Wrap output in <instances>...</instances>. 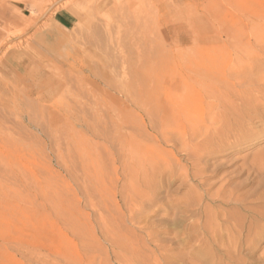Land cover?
<instances>
[{"label":"rangeland","instance_id":"374dc122","mask_svg":"<svg viewBox=\"0 0 264 264\" xmlns=\"http://www.w3.org/2000/svg\"><path fill=\"white\" fill-rule=\"evenodd\" d=\"M261 52L264 0H0V264H264V109L229 84Z\"/></svg>","mask_w":264,"mask_h":264},{"label":"bare ground","instance_id":"6f19581e","mask_svg":"<svg viewBox=\"0 0 264 264\" xmlns=\"http://www.w3.org/2000/svg\"><path fill=\"white\" fill-rule=\"evenodd\" d=\"M262 28V27H261ZM258 35V34H257ZM263 36V35H262ZM233 38H235L234 36H233ZM237 39V38H236ZM260 42V41H259ZM243 43V42H242ZM246 47H244V49H245ZM261 49H259V51H260ZM232 51V50H231ZM235 53V52H234ZM247 55V54H246ZM246 55H245V57H246ZM241 56H242V54H241ZM240 56V57H241ZM249 57V58H248ZM247 57V60H248V62H241V63H238L237 65H235L234 67H231V69H230V72H229V74H230V76L232 77V80H233V83H229V84H231V86L233 85V87L232 88H234L235 87V85H239V88H234L233 90H234V92H235V94L237 95V96H239L241 99H243V100H245V102H247V104H252V106H251V111H247L246 113H244L245 114V118H246V116H250L252 113H255L256 112V108H257V105L260 103L261 105H262V108L264 109V92H262L263 93V95L262 96H260V97H262V100H260V99H256V98H254L253 96H254V92L256 93V91L258 92V93H261V91L260 90H262V88H264V52H261V54H255V55H249ZM235 58H236V56H235ZM237 61V60H236ZM235 61V62H236ZM235 64V63H234ZM257 64H260L259 66H257ZM231 65H232V63H231ZM256 67V69L258 70V72H256L258 75L256 76V79H255V84H257V86L256 87H254V86H252L251 84H252V81H249V77H248V73H250L249 71L251 70L252 71V68L253 67ZM240 74H243L244 75V79H242V77H239L240 76ZM242 76V75H241ZM245 84V85H244ZM254 84V85H255ZM251 85V86H250ZM261 86L262 88H260L259 86ZM241 86V87H240ZM231 88V87H230ZM230 100V99H229ZM231 101V100H230ZM238 102V101H237ZM231 104V103H230ZM237 104V103H236ZM239 104V103H238ZM243 105V104H242ZM244 105H246V104H244ZM238 107H239V105H238ZM244 107V106H243ZM261 108V107H260ZM239 109V108H238ZM245 110V109H244ZM233 112V111H232ZM260 112V111H259ZM264 113V112H263ZM262 113V114H263ZM243 114V113H242ZM235 116V115H234ZM241 116H243V115H241ZM263 116V115H262ZM235 118V117H234ZM234 118H232V120L234 119ZM243 118V117H242ZM245 118H243V119H245ZM251 119V118H250ZM236 120V119H235ZM234 120V121H235ZM257 120H258V118H257ZM257 120H256V122H257ZM238 121H239V118H238ZM241 121V120H240ZM245 121V120H244ZM248 121V120H247ZM261 121H263L262 119H261ZM260 121V122H261ZM230 122V121H229ZM232 122V121H231ZM230 122V123H231ZM242 122H243V120H242ZM241 122V123H242ZM247 123H249V122H247ZM235 125L237 124L236 122L234 123ZM234 124H232V125H234ZM249 124H251V123H249ZM239 126H237V128H238ZM235 129V128H234ZM236 130V129H235ZM229 131H230V128H229ZM239 131V130H238ZM231 133V132H230ZM230 136V135H229ZM207 150V149H206ZM213 150V149H212ZM211 150V151H212ZM214 151V150H213ZM206 152V151H205ZM204 152V153H205ZM207 153H209L208 152V150H207ZM213 153V152H212ZM214 154V153H213ZM204 155H206V154H204ZM207 156H210V154L208 155L207 154ZM3 159V158H2ZM200 159V158H199ZM14 173V172H13ZM158 176V175H157ZM163 176V175H162ZM173 177V176H172ZM157 178V177H156ZM162 180V179H161ZM159 185H160V183H159ZM192 196V195H191ZM196 196H197V194H196ZM257 196V195H256ZM203 197V196H202ZM264 197V196H263ZM261 198V197H260ZM177 199V198H176ZM190 199L192 200V198L190 197ZM236 199V198H235ZM240 199V198H239ZM173 200V199H172ZM174 201V200H173ZM177 201V200H176ZM190 202V201H189ZM193 202V201H192ZM178 203H179V201H178ZM224 203V202H223ZM246 203V202H245ZM240 205V204H239ZM251 206V205H250ZM241 207H242V205H241ZM244 207H246V206H244ZM201 209V208H200ZM243 209H245V208H243ZM255 210H257V209H255ZM248 211V210H247ZM253 212H254V210H253ZM261 213H263L262 211H260ZM214 213V212H213ZM221 213H223V212H221ZM257 214L256 216L257 217H261V218H263L264 217V215H262V214ZM203 214V213H202ZM264 214V213H263ZM216 215H218V214H216ZM206 216H208V215H206ZM224 216V215H223ZM226 216V215H225ZM228 219H230L228 216H226ZM180 218V217H179ZM178 218V219H179ZM203 218V217H202ZM207 218V217H206ZM216 218V217H215ZM224 218V217H223ZM236 218V217H235ZM242 218H244V217H237L236 219H234V225L232 224V223H230V225L232 224L233 226L231 227V228H234L233 229V232H234V230H235V228L236 229H238V227L241 225L240 223H241V221H242ZM246 218V217H245ZM250 218V217H249ZM248 218V219H249ZM197 219V218H196ZM208 219V218H207ZM210 219H214V218H210ZM221 219V218H220ZM232 219H233V217H232ZM247 219V218H246ZM260 219V218H259ZM194 220V219H193ZM207 221V220H206ZM224 221V220H223ZM230 221H232L233 222V220H230ZM248 221V220H247ZM187 222V221H186ZM197 222V221H196ZM256 222H258V221H256ZM253 219H250L249 220V224L243 229L244 231H245V233H246V236L247 237H249L250 239H251V241L252 242H256V241H258V240H260L261 238H263L264 237V227L263 226H259V225H261L260 223H259V225H257V223H256ZM220 223V222H219ZM218 223V224H219ZM223 223V222H222ZM237 223V224H236ZM224 224H225V222H224ZM213 225V224H212ZM220 225H221V223H220ZM203 226H204V224H203ZM202 226V228H205V227H203ZM206 226V225H205ZM209 226V225H208ZM208 226H207V228H208ZM222 226V225H221ZM224 226V225H223ZM201 227V226H200ZM212 227V226H211ZM228 227V226H227ZM167 228H169V227H167ZM213 228V227H212ZM222 228V227H221ZM224 228V227H223ZM200 229V228H199ZM209 229H210V227H209ZM215 229H218L219 230V228H217L216 226H215ZM165 230V229H164ZM163 230V231H164ZM207 230V229H206ZM211 230V229H210ZM224 230V229H223ZM222 230V231H223ZM229 230H230V228H229ZM239 230V229H238ZM240 230H242V229H240ZM170 230H168V232H169ZM221 231V230H220ZM228 231V230H227ZM165 232V231H164ZM206 232V231H205ZM213 232H215L214 231V229H213ZM223 232H225V231H223ZM231 232H232V230H231ZM230 232V234L232 235V233ZM237 232V231H236ZM198 233V232H197ZM217 233V232H216ZM219 233H222V232H219ZM228 233V232H227ZM191 234V233H190ZM194 234V233H193ZM211 236H209V239H210V243L211 244H215V243H217V240L218 239H216L215 237H217V235L215 234V235H213V233H212V231H211ZM229 234V235H230ZM234 234V233H233ZM239 234V233H238ZM226 235V234H225ZM235 235V234H234ZM240 235V234H239ZM239 235H237V236H239ZM196 236V235H195ZM199 236V235H198ZM245 236V237H246ZM226 237H228V236H226ZM226 237L224 236L223 237V239H226ZM230 237V236H229ZM228 237V238H229ZM235 237V236H234ZM193 238V237H192ZM198 238V237H197ZM221 238V237H220ZM227 238V239H228ZM231 238V240L229 239V240H227V241H232V237H230ZM188 239V238H187ZM195 239V238H194ZM191 240V239H190ZM234 240V239H233ZM176 241V240H175ZM185 241V240H184ZM237 241V240H236ZM238 241H239V239H238ZM237 241V242H238ZM246 241V240H245ZM249 241V240H248ZM186 242V241H185ZM233 242V241H232ZM235 242V241H234ZM242 242V241H241ZM180 243V242H179ZM210 244V245H211ZM222 244H223V241H222ZM228 244H231V242L230 243H228ZM228 244L226 243V244H224L225 246L227 245L228 246ZM233 244V246H234V243H232ZM231 244V245H232ZM247 245H248V243H246ZM230 245V246H231ZM242 245V246H241ZM240 246H241V248L244 246V244H241ZM118 246V245H117ZM201 246V245H200ZM215 246V245H214ZM226 246V247H227ZM195 247V246H194ZM212 247V246H211ZM236 247V246H235ZM248 247V246H247ZM133 248V247H132ZM191 248V247H190ZM195 248H199V247H195ZM201 248V247H200ZM208 248V247H207ZM228 248H229V246H228ZM227 248V249H228ZM245 248V247H244ZM202 249H203V247H202ZM226 249V250H227ZM231 249V248H230ZM230 249H228V251L230 250ZM236 249V248H235ZM204 250H206V247H205V249ZM234 250V249H233ZM242 250V249H241ZM135 251V250H134ZM193 251H195V250H193ZM207 251V250H206ZM208 251H210V250H208ZM225 251V250H224ZM212 252V251H211ZM222 252V251H221ZM230 252V251H229ZM232 252V253H231ZM230 253L231 254H234L235 252H233V251H231ZM195 255L196 256H198L199 258H202L203 257V259L204 260H208L210 257H213L214 256V254H213V256H211V253H208V252H204V251H202V250H200V251H195ZM217 253V252H216ZM133 254H134V252H133ZM224 254V253H223ZM227 254V253H226ZM225 255V254H224ZM228 255V254H227ZM236 255H237V253H236ZM186 256H187V253H186ZM230 256V255H229ZM233 256V255H232ZM226 257V256H225ZM235 257V256H234ZM238 257V256H237ZM181 258V257H180ZM183 259H184V257H183ZM218 259V258H217ZM220 259V258H219ZM230 259H232L231 258V256H230ZM236 259V258H235ZM155 260V259H154ZM180 260V259H179ZM216 262H217V260H215ZM223 261V260H222ZM221 261V262H222ZM133 262V261H132ZM206 263H208V262H206ZM129 264H130V262H129ZM133 264V263H132ZM136 264V263H135ZM153 264H155V263H153ZM209 264V263H208ZM211 264H214L213 262L211 263Z\"/></svg>","mask_w":264,"mask_h":264},{"label":"crops","instance_id":"0c3cea01","mask_svg":"<svg viewBox=\"0 0 264 264\" xmlns=\"http://www.w3.org/2000/svg\"><path fill=\"white\" fill-rule=\"evenodd\" d=\"M72 23V15L64 10L57 12L48 20L42 38L44 50L50 58L65 61L74 55L75 45L71 36Z\"/></svg>","mask_w":264,"mask_h":264}]
</instances>
